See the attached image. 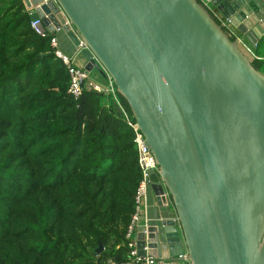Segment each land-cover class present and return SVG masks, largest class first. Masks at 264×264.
Instances as JSON below:
<instances>
[{
    "label": "water",
    "instance_id": "obj_1",
    "mask_svg": "<svg viewBox=\"0 0 264 264\" xmlns=\"http://www.w3.org/2000/svg\"><path fill=\"white\" fill-rule=\"evenodd\" d=\"M203 1L264 39V0ZM23 2L86 45L85 69L112 79L155 158L151 193L176 218L138 227L137 256L264 264V74L249 49L199 0Z\"/></svg>",
    "mask_w": 264,
    "mask_h": 264
},
{
    "label": "trees",
    "instance_id": "obj_2",
    "mask_svg": "<svg viewBox=\"0 0 264 264\" xmlns=\"http://www.w3.org/2000/svg\"><path fill=\"white\" fill-rule=\"evenodd\" d=\"M30 22L23 0H0V264H126L135 121L114 83L74 100L54 34Z\"/></svg>",
    "mask_w": 264,
    "mask_h": 264
},
{
    "label": "built area",
    "instance_id": "obj_3",
    "mask_svg": "<svg viewBox=\"0 0 264 264\" xmlns=\"http://www.w3.org/2000/svg\"><path fill=\"white\" fill-rule=\"evenodd\" d=\"M201 5L206 8L211 17L222 27V29L229 35V37L237 42L243 43V37L239 34L236 28L232 25L229 19L224 18L215 8L211 7L207 2L199 0ZM31 29L39 36L46 37L51 35L47 33L42 20L40 18L32 19L30 22ZM59 31V30H57ZM50 47L55 55L63 65L65 66L68 73V94L74 99L78 100L83 90L89 89L96 91L98 93H103L107 95L114 94L113 81L108 77L107 84H101L95 79H90L89 75L91 71L85 69V67H80L76 64V60L82 55L86 45L79 40L78 45L75 46V50L72 54H66L58 48V41L55 36L50 39ZM264 62L263 58H255ZM128 125L133 129L134 138L133 142L137 150L138 157V167L140 170V181L137 185L135 196H134V212L131 216L130 224L127 227V232L125 234V239L127 240L128 247V262L131 264H186L189 263L186 260V254H180L175 260L158 259L150 256L139 257L137 256V241L134 239L136 229L138 227H147L151 221L150 218L146 216V202L149 193H151L150 185L151 181L149 179L150 172H158V165L155 158L150 151L149 147L146 145L145 138L143 134L139 131L135 122H128ZM163 196L168 198L167 191L164 192ZM147 249L146 247L144 248ZM110 264H115L109 262Z\"/></svg>",
    "mask_w": 264,
    "mask_h": 264
},
{
    "label": "crops",
    "instance_id": "obj_4",
    "mask_svg": "<svg viewBox=\"0 0 264 264\" xmlns=\"http://www.w3.org/2000/svg\"><path fill=\"white\" fill-rule=\"evenodd\" d=\"M29 13L31 11L27 9ZM73 31V29H71ZM54 36L57 38L58 41V48L65 52L66 54H72L75 50V45L67 35V33L61 29L57 31ZM244 45L249 49L250 53H252L253 57L255 58H263L264 57V39H261L258 43H256L255 47L249 44L245 39H243ZM76 64L80 67H85L87 64V59L82 54L76 60ZM96 81L97 77L94 78ZM146 216L151 219L149 224L155 223V218L158 219H169L173 220L176 218L175 211L171 204L167 206H163L158 204L155 200L154 195L149 193L146 202ZM190 264V263H186Z\"/></svg>",
    "mask_w": 264,
    "mask_h": 264
},
{
    "label": "rangeland",
    "instance_id": "obj_5",
    "mask_svg": "<svg viewBox=\"0 0 264 264\" xmlns=\"http://www.w3.org/2000/svg\"><path fill=\"white\" fill-rule=\"evenodd\" d=\"M89 77H90L91 80L97 77V76H96V72H95V70H92V71L90 72Z\"/></svg>",
    "mask_w": 264,
    "mask_h": 264
}]
</instances>
